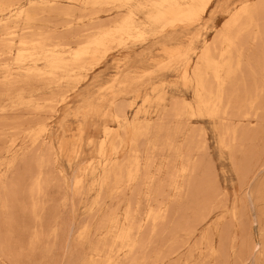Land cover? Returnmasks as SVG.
<instances>
[{
    "label": "rangeland",
    "instance_id": "374dc122",
    "mask_svg": "<svg viewBox=\"0 0 264 264\" xmlns=\"http://www.w3.org/2000/svg\"><path fill=\"white\" fill-rule=\"evenodd\" d=\"M261 1L210 0L195 21L144 42L109 43L73 79L34 92L39 107L0 111V264H101L107 255L118 264H264V10L241 32L242 66L223 86L226 115L200 106L190 82L204 54L219 59L231 12ZM65 21L38 13L34 29L53 34ZM71 21V33L90 26L87 15ZM205 83L212 104L211 70ZM0 103H7L1 93ZM119 114L149 128L133 135L128 126L124 149ZM132 146L141 164L137 180L127 181ZM105 157L116 166L101 185ZM158 207L165 217L153 230L147 214ZM127 225L139 243L133 252L117 238Z\"/></svg>",
    "mask_w": 264,
    "mask_h": 264
},
{
    "label": "bare ground",
    "instance_id": "6f19581e",
    "mask_svg": "<svg viewBox=\"0 0 264 264\" xmlns=\"http://www.w3.org/2000/svg\"><path fill=\"white\" fill-rule=\"evenodd\" d=\"M209 1L210 0H73V4L70 3L65 5L61 3L60 0H29L27 3L30 4V6L29 8H25V3L21 2V0H0V51H2L3 46H7V51L11 52L13 51L12 42L14 41V44L17 43V47L13 51V62L5 61L0 52V86L2 88L0 93L4 94L5 100L7 101L6 104L0 103V111L7 109L6 105L17 106L33 104L39 107L32 98L34 92L51 83H59L73 79V77L77 75V71L89 65L91 60L94 57H98V54L103 51L109 43L125 44L127 42H144L151 35L161 34L169 29L185 24L186 22L195 21L196 17L204 12ZM107 6L110 7L107 8ZM78 10L80 11L79 14H77ZM123 10L125 11L124 16L121 15ZM263 10L264 0L254 6L248 4H246V6H240L235 11L231 12L222 26V31L218 35V40L222 43L221 47L218 48L219 59L215 60L209 55L210 53L204 54L200 60L202 66L197 67L191 73L190 82L195 88L200 106L202 104L204 108H210L209 114L211 116H218L219 114L226 115L221 105L223 100V86L227 82L229 76L234 74L235 71L242 66L243 52L242 44L240 43L241 32L245 29L247 31L249 27L256 26L257 17ZM103 12H115L116 16L109 19H101L100 15ZM38 13L49 16H63L66 20L63 24V30L58 32L55 30L53 34L49 32L44 33V31L42 32L40 30L36 31L34 29V21L37 19ZM86 15L88 16L90 26L82 30L75 29V31L71 33L69 30L72 23L71 20H73V22H75L74 20L79 21ZM18 24L22 25V29L25 30L20 35H17L16 31L11 29V26ZM89 30L93 31L85 35L86 37L84 40L78 41L80 36H82V32ZM67 39H76V41H78V46L72 48L70 44L65 43ZM6 40L10 42L7 43L5 42ZM214 51H216V49H214ZM223 60H225V65ZM39 62L44 63L45 66L40 67ZM207 70H211L214 73L217 81L214 95L215 102L212 104L206 99V92H211L210 89L206 88L205 83ZM253 102L250 104V107L253 106ZM118 116H123L124 149L127 145L126 137L129 135L127 127L130 125L128 124L127 116L124 114H119ZM130 130V134L137 135L140 133L144 135L149 128L145 125H131ZM42 134L43 133H41V135ZM119 149V145L113 144V155H117ZM102 154L104 155V149H102ZM124 157L123 152V158ZM104 161L105 163L103 164L101 172L102 175L99 179L101 185L107 183L112 174V170L116 166L115 163H112L110 157H105ZM124 162L123 164H126L129 169L127 170V181L137 180L141 164L139 150L134 146L130 147L126 158H124ZM182 171H184V168L180 169V172ZM164 217L165 210H162L161 207H158L157 210L151 209L147 214V218L152 222L151 225L153 230L156 226L158 227V223L164 219ZM128 218L129 216L127 214L125 220L127 221ZM131 229L132 226L130 225H127L125 228H118L119 233L117 234V238L126 245L129 252L135 251L139 246L136 240L130 238ZM110 258L111 256L107 255L105 262L101 264H118L117 261L111 260Z\"/></svg>",
    "mask_w": 264,
    "mask_h": 264
}]
</instances>
